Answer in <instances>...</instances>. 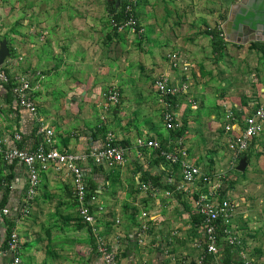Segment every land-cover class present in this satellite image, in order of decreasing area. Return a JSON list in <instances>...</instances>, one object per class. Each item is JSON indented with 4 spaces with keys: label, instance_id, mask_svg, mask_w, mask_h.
Returning a JSON list of instances; mask_svg holds the SVG:
<instances>
[{
    "label": "rangeland",
    "instance_id": "374dc122",
    "mask_svg": "<svg viewBox=\"0 0 264 264\" xmlns=\"http://www.w3.org/2000/svg\"><path fill=\"white\" fill-rule=\"evenodd\" d=\"M222 1L138 0L135 16L145 30L143 42L139 44L136 36L128 30L115 31L111 28V15L106 9L109 0H98L101 12L96 9L94 21L97 23L88 28L86 36L79 33L77 38L78 53L83 60L79 62V70L83 65L90 66L87 67L88 72L91 68L90 73L96 79L93 89H99L93 100L95 109L88 117L90 123H81L84 136L89 134V137L95 138L101 133L96 129L103 113L101 96L110 83L123 89L119 102L105 111L114 124L113 130L123 120L128 127L131 122L132 128L139 127L146 135H160L161 108L152 90V80L164 77L172 82L185 83L188 88L176 110L179 109L182 142L190 160L205 171L223 172L227 150L223 147L219 128L211 122L218 120L221 99L229 92L235 93L242 103L251 100L253 104L260 105L257 98H264V47L255 51L249 47L250 43L240 48L226 44L222 52L213 55L208 49L209 41L204 29L212 23L208 19V25L205 16L218 12L216 8ZM223 16L225 11L217 13L215 19L221 22ZM210 19L213 20V16ZM199 25L203 29L197 31ZM81 42L88 43L86 50L81 49ZM173 51L186 64L177 61V66H170L168 56ZM184 67L185 71L182 70ZM190 102H194V109ZM123 113L126 116L120 117ZM252 157L248 168L239 175L226 178L225 184L234 182L231 188L226 189L229 199L241 198L245 201L243 214L235 218L236 230L254 247V251H248V258L260 263L264 262V139ZM130 170H138L134 162H131ZM1 180L4 178L0 170ZM132 184H127V199L131 202L136 198L131 190ZM66 191L62 185L44 181L33 196L29 215L18 228L22 249L28 254L26 264L92 262L88 238L80 232L81 227L76 223ZM185 200L179 198L177 203L173 197V203L166 209L150 207L148 216L156 211L160 218L140 222L147 226V230L136 264H199L203 253L198 245L197 232H194L188 215L183 211L182 206L187 209L188 202ZM141 210L143 205L131 206L127 203L117 210H105L99 225L105 235L116 233L120 224L117 225L115 219L121 221L120 218H123L129 221L127 229L131 231L138 224L135 216ZM125 239L128 240L126 234ZM116 255L120 260L125 256L120 250L116 251Z\"/></svg>",
    "mask_w": 264,
    "mask_h": 264
},
{
    "label": "crops",
    "instance_id": "0c3cea01",
    "mask_svg": "<svg viewBox=\"0 0 264 264\" xmlns=\"http://www.w3.org/2000/svg\"><path fill=\"white\" fill-rule=\"evenodd\" d=\"M97 1L98 0H0V42H5L9 54L6 59H19L11 72L27 74L34 79L33 83L38 80V77L41 78L38 80L37 88L30 92L29 96L36 106L37 116L42 119L43 125L47 126V128L53 132V141L56 148L64 149L72 153H84L92 146H96L102 139L103 131L107 130L112 133L119 145L126 150L125 162L120 167L105 170L102 168H90L87 164L84 166L83 175L88 188L96 193L95 205L102 209L101 214H98L96 228L109 245H114L116 243L117 250H120V253L122 252L123 255H125L122 260L117 256L118 264H136L141 255L139 251L142 249V243L138 244L135 239L137 228L143 220L139 217L141 212L145 211L147 213V220L159 219L160 217L156 215V211L153 212L152 216H148L150 207H157L158 209L163 207L166 209L168 205L173 203L174 197L177 203L179 198L181 201L186 198L188 202L186 207L187 209L190 207V209L187 210L181 205L183 211L188 217L191 215L195 217V215L191 213L189 200L184 194L169 191L168 196L164 195L167 188L162 185V180L165 176L166 166L161 163L159 159L155 158L151 151L146 149H135V140L137 138H155L162 143L169 142V135L163 129L160 117V135L156 133H147L146 135L142 132L141 128H132V126H130V124H132L131 122L128 127V123L123 120L119 122L118 128L113 130L114 124L110 122V118L107 116L106 123L102 128L98 129L99 123L96 126V129L101 132L98 137L91 138L89 134L86 137L84 136V130L81 132V123H90L88 117L90 112L95 109L93 100L96 99L99 89H93V83H95L96 79H94V74L90 73L92 71L91 68L90 72H88L89 70L87 67L90 66L83 65L82 69L79 70V62L83 60H81L82 57H80L78 53L79 45L77 44V38L79 33L82 34L83 37L86 36L88 28L97 23L94 21L96 9L98 12H101V10L98 9ZM116 1L117 0H109V2H107V7H112ZM6 2L8 4L11 3V5H7ZM137 3L138 0H134V16L136 15L135 9ZM102 8H104V6ZM257 8L261 10L260 12L263 13L262 16L264 17V0H223L221 5L216 8L218 12L209 15V17L205 16L206 23L209 25L208 19L212 23L208 28L204 27V29H206L205 34L206 31L212 29H219L222 31L224 23L230 17H233V29L241 22L248 28L256 30L258 25L261 24H256L253 28H251V24L253 22L262 21V16L258 13ZM223 11H225V16H223V20L219 22L215 18L217 13H222ZM247 14H251L252 17L246 19ZM211 16H213V20L210 19ZM136 20L143 29L142 38L140 41L136 40L137 43L141 44L144 39L145 30L137 17ZM201 28L203 29L202 25H199L197 31ZM243 32L244 34L247 33L246 30H243ZM130 34L132 35V33ZM207 37L209 41L208 49L211 51L210 37ZM231 38H233L232 35ZM222 40L224 44L220 52H222L227 45L239 48L243 46L241 44L227 42L225 37ZM80 44L81 49H87L88 43L81 42ZM178 61L179 63L186 64V61L181 59L180 56ZM108 86H117L120 89V100L123 94L122 87L115 83H110ZM56 87H58V91L53 90ZM186 89H188L187 86ZM230 94L231 92L227 93V96L221 99L218 120L211 122L214 126L219 128L222 134L223 147H226V135L222 132V126L224 124L223 114L225 110L229 109L234 112V114L244 116L253 106H257V104H253L251 100L242 103L235 93ZM183 96L184 95L174 100V112L178 118L179 109L176 110V108H178V102ZM257 100L260 103L259 106L264 107V98H257ZM190 104H192L191 107L194 109V102H190ZM122 116L125 117L126 114L123 113L120 117ZM37 127L38 123L34 122L27 113L18 108L9 92L5 90L4 87L0 86V141L4 142L10 140L11 136L15 133L19 134L22 138V142L17 144V146L21 144L32 146L38 140L36 135ZM263 139L264 133L250 143L244 156V170L248 168L253 158L252 155ZM225 158L228 159V154ZM190 161L195 164L192 160ZM131 162H134L138 167L136 172L130 170ZM0 170L4 178V180L0 181V201L3 205L11 208L10 217L0 221V248H3L6 238L5 233L9 224H11V226H9L10 229L8 228L9 232L12 230L15 231L20 241L18 228L22 224V221L28 217L29 212L24 218H19L18 220L14 218V214L18 212L19 202L24 194L26 185V173L23 167L15 163L4 164L0 160ZM205 172L217 173L210 171ZM9 173L11 179L6 182L5 177ZM239 174L241 173L237 172L233 173L231 176ZM39 177L38 188L44 181L50 184L62 185L66 188L68 201L72 206L75 217L74 204L70 199V184L68 179L64 178L62 175H55L51 171L41 174ZM138 179L154 180L157 186L156 193L154 195L150 194L151 196L145 193H137L134 188L135 182ZM129 182L133 183L131 190L134 196H136L133 202L127 199V184ZM113 185L115 186L113 187ZM225 197L228 198L227 190L225 192ZM131 200H133V198ZM235 201L239 202L237 217L243 214L245 201L241 198H235ZM126 203L131 206L143 205V210H141V212L139 211L138 216H135L138 220V224L130 231L127 229V225L129 224L128 220L120 218L121 221H119V219H115V221H117L116 224H120L116 229V233L105 235L103 228L99 225L104 211L117 210L120 206L122 207V204ZM189 221L191 222V227L194 232H197L195 229V222H192L190 217ZM80 232L88 238L93 259L90 264H101L100 260L93 252L91 236L88 232L84 231L82 227ZM237 232L241 236V232ZM124 234L127 235L128 240H124ZM144 236L145 235H142L141 237V240L143 239V244ZM197 238L199 242L198 232ZM243 240L247 247V253L248 251H254V247L251 245L250 241L245 239V237ZM19 255L22 264H26L29 261L27 252L22 249V244L20 245ZM142 255L145 256L144 253ZM7 261V257L0 256V264H6ZM220 262L223 263V259L220 258Z\"/></svg>",
    "mask_w": 264,
    "mask_h": 264
},
{
    "label": "built area",
    "instance_id": "2783aa9c",
    "mask_svg": "<svg viewBox=\"0 0 264 264\" xmlns=\"http://www.w3.org/2000/svg\"><path fill=\"white\" fill-rule=\"evenodd\" d=\"M121 1L125 3L121 5ZM113 6V14L120 13L121 18L116 23L111 17V28L115 31L128 30L140 41L143 29L133 14L134 0H117ZM219 37L224 39L222 31ZM168 58L170 66H177L179 56L176 52H172ZM18 61V58L6 59L0 65V86H6L16 106L38 123L36 129L38 140L32 146L22 144L17 146L22 142V138L14 133L10 140L0 141L1 162L18 164L26 173L24 194L14 218L18 220L27 216L41 174L51 171L55 175H62L70 184L69 193L74 204L76 221L91 236L95 256L101 264H118L117 244L109 245L96 228L98 214H101L102 209L95 205L96 193L86 185L83 169L87 164L90 168L105 170L120 167L125 162L126 150L107 130L103 131L99 143L84 153H72L56 148L53 132L43 125L29 96L30 92L37 88L40 77L33 83L34 79L27 74L11 72ZM182 70L185 71L186 67ZM152 89L160 104V120L164 131L169 135V142L162 143L155 138H137L135 149L151 151L154 157L166 166L162 180V185L167 188L164 195L168 196L169 191H172L184 194L188 198L191 213L199 219L195 229L199 233L198 245L202 248L203 256L209 258L210 264H224L220 262V258L223 259V251L227 248L232 258L230 264H264L255 263L248 258L247 247L235 224L239 202L225 197L226 178L237 173L238 161L245 156L252 140L264 133V107L253 106L244 116L234 114L229 109L225 110L222 132L226 135L228 154L226 168L222 173H209L189 160L182 142V126L174 112V100L186 93L185 84L157 77L152 80ZM101 97L103 113L99 118L98 129L106 123L107 107L118 103L120 89L117 86H109L102 91ZM134 189L137 193L154 195L157 186L151 179H138ZM10 212L9 206L0 205V221L9 218ZM139 217L143 220L148 219L145 211L141 212ZM146 227L145 224H140L137 228L135 239L138 244L142 243L141 237L146 232ZM20 245L15 231H10L4 240L3 248H0V256L8 258L6 264H22L19 255Z\"/></svg>",
    "mask_w": 264,
    "mask_h": 264
},
{
    "label": "trees",
    "instance_id": "16d2710c",
    "mask_svg": "<svg viewBox=\"0 0 264 264\" xmlns=\"http://www.w3.org/2000/svg\"><path fill=\"white\" fill-rule=\"evenodd\" d=\"M122 3L124 4L125 2H120V4L122 5ZM113 11H114V6L112 5V7H107V12L111 15L112 17V21L118 23L119 19L121 18L120 16V13H116L115 15L113 14ZM257 11L259 14H261V16L263 15V13H261L260 9L257 8ZM252 17L251 14H247L246 15V19H250ZM256 24H261L264 26V17L262 16V21L260 22H253L251 24V28H253ZM220 30L219 29H212V30H208L206 31V35L210 37V42H211V51L213 53L214 56H216L217 54H219V52L221 51L222 47H223V44H224V41L219 37V34H220ZM249 47L252 49V50H255V51H261V49L264 47V44H261L259 42H252L249 44ZM4 87L5 90L8 91V88L6 86H2ZM11 179V175L10 173L8 175H6L5 177V181L8 182L9 180ZM154 181V180H153ZM234 184V182H230L229 184L226 185V187L229 189L232 187V185ZM226 188V189H227ZM3 203L0 201V205H2ZM186 211V210H185ZM191 221L192 222H195V225H197L199 223V219L195 216H189ZM11 224L8 225L7 227V230H6V236L9 234V229ZM80 227H82L80 224H79ZM9 228V229H8ZM231 255L229 253V249L225 248L224 251H223V263L224 264H230L231 262ZM200 264H210L209 262V258L207 256H203V258L201 259L200 261Z\"/></svg>",
    "mask_w": 264,
    "mask_h": 264
},
{
    "label": "water",
    "instance_id": "95a60500",
    "mask_svg": "<svg viewBox=\"0 0 264 264\" xmlns=\"http://www.w3.org/2000/svg\"><path fill=\"white\" fill-rule=\"evenodd\" d=\"M232 16V15H231ZM233 17H230L224 23L222 27V32L224 34L225 40L230 43L236 44H247L249 42H264V26L258 25L257 29L252 30L247 26L243 25L241 22L237 24L236 28H232ZM243 30H246L244 34ZM248 34V35H247ZM231 35L233 38H231ZM235 39V40H234ZM9 56L5 42H0V65ZM245 169V157H242L237 164L236 171L242 173Z\"/></svg>",
    "mask_w": 264,
    "mask_h": 264
}]
</instances>
